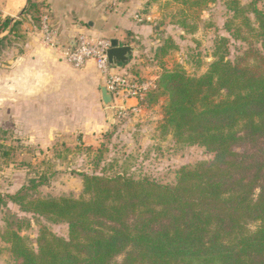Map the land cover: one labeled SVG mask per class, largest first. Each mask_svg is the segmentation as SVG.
Instances as JSON below:
<instances>
[{"label":"trees","instance_id":"trees-1","mask_svg":"<svg viewBox=\"0 0 264 264\" xmlns=\"http://www.w3.org/2000/svg\"><path fill=\"white\" fill-rule=\"evenodd\" d=\"M209 1L193 5L203 9ZM45 5L28 0L21 20L0 21V46ZM251 12L261 50L237 62L219 57L200 77L164 71L143 102L148 108L164 98L161 132L205 148L213 162L180 169L172 185L120 173L79 174L87 199L28 200L46 177L32 180L8 198L23 212L68 224L69 236L44 230L34 251L9 230L4 240L15 264H264V11ZM180 26L191 33L185 22ZM251 223L259 224L253 232Z\"/></svg>","mask_w":264,"mask_h":264},{"label":"rangeland","instance_id":"rangeland-1","mask_svg":"<svg viewBox=\"0 0 264 264\" xmlns=\"http://www.w3.org/2000/svg\"><path fill=\"white\" fill-rule=\"evenodd\" d=\"M130 2L135 6L134 21L139 16L143 21L137 22L152 25L147 42L134 46L136 52L132 60L136 63L130 67L132 70L126 67V71L130 70V74L143 80L174 70H183L190 77H200L219 57L237 62L251 49L261 50L262 39L252 32V28L258 26L251 8L255 6L264 11V0H214L203 9L193 5L194 0H128L124 5ZM46 14L51 20L55 18L50 5H45L40 15L33 20L29 18L28 22L22 21L23 26L8 35V40L0 46V72L8 70L14 56L24 51L29 33L41 35L40 22ZM182 22L191 27V33L183 32ZM165 47L167 52L164 54L161 49ZM138 49L142 53L136 56ZM248 61L252 62V59ZM11 91L0 88L1 95L5 93L7 96L6 99L2 96L5 102H13L9 97ZM164 109L165 99L162 98L136 120L118 124L108 120L111 128L101 135L98 144L85 145L76 136L49 140L43 147L37 140L20 136L17 131L20 127L14 122H3L13 118L9 115L12 108L0 107V197L4 200L0 201V264H15L10 245L4 240L9 230L20 233L34 251L38 250L39 236L44 230L65 239L69 236L68 224H55L45 217L23 212L8 198L24 186H32V180L40 182L41 176L46 177L38 188L29 191L28 200L87 199L83 178L79 174L115 176L120 173L172 185L176 183L180 169L213 162L214 154L205 148L176 143L172 134L161 132ZM4 153L9 155L3 156ZM258 225L251 223L248 228L253 232ZM124 258L125 255L119 256L115 262L121 263Z\"/></svg>","mask_w":264,"mask_h":264},{"label":"crops","instance_id":"crops-1","mask_svg":"<svg viewBox=\"0 0 264 264\" xmlns=\"http://www.w3.org/2000/svg\"><path fill=\"white\" fill-rule=\"evenodd\" d=\"M36 1L45 2L53 9L55 18L51 22L62 48L73 44L81 33L118 40L123 46L133 47L146 43L152 34L150 23L134 21V1L123 3L119 8L113 7L110 0ZM27 6L28 0H0V17L21 20L19 16ZM26 41L24 51L9 62V69L0 72V88L12 90L9 97L13 98V102H5L2 96L5 99L7 96L0 92V107L12 108L9 115L13 116L2 121L14 122L20 127L17 130L20 136L37 140L43 147L49 140L76 136L85 145L100 143L101 135L111 126L107 122L108 109L102 101L104 82L96 65L91 62L76 70L61 61L60 50L43 43L42 35L29 33ZM141 53L138 49L135 55ZM134 63L136 60H131L126 67ZM160 74L150 79L156 80ZM138 105L135 100L128 102L130 107ZM149 109L139 105L136 111L129 110L123 119L113 109L114 124L136 120Z\"/></svg>","mask_w":264,"mask_h":264},{"label":"built area","instance_id":"built-area-1","mask_svg":"<svg viewBox=\"0 0 264 264\" xmlns=\"http://www.w3.org/2000/svg\"><path fill=\"white\" fill-rule=\"evenodd\" d=\"M125 1L128 0H111V5L119 8ZM136 19L139 22L143 21L139 16H136ZM40 23L43 43L49 48L60 50L62 61L76 70L85 68L90 62L96 65L104 85L113 97V109L120 119L126 117L129 110L136 111L139 105L143 106L144 99L155 87L156 80H142V78L135 77L126 71V67L114 68L110 66L108 51L112 47V40L81 33L73 44L62 48L58 41V32L54 28L50 16L43 15ZM131 100L137 101L139 105L128 106V102Z\"/></svg>","mask_w":264,"mask_h":264},{"label":"water","instance_id":"water-1","mask_svg":"<svg viewBox=\"0 0 264 264\" xmlns=\"http://www.w3.org/2000/svg\"><path fill=\"white\" fill-rule=\"evenodd\" d=\"M136 48L133 46H123L118 40H112V47L108 51V60L110 66L114 68L126 67L130 64ZM102 101L106 109H108L110 123L113 121V105L112 95L108 92L106 86H101Z\"/></svg>","mask_w":264,"mask_h":264}]
</instances>
